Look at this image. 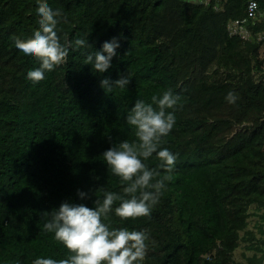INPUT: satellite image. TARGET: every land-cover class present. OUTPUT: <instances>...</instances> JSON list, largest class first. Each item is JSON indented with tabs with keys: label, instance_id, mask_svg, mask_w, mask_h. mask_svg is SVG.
<instances>
[{
	"label": "trees",
	"instance_id": "obj_1",
	"mask_svg": "<svg viewBox=\"0 0 264 264\" xmlns=\"http://www.w3.org/2000/svg\"><path fill=\"white\" fill-rule=\"evenodd\" d=\"M248 1L47 0L63 14L61 41L92 46L70 49L33 83L27 73L39 61L14 38L38 28L37 0H0V264L67 255L43 231L42 212L64 201L94 207L104 191L122 195L102 153L134 139L125 117L137 99L151 102L169 87L181 96L163 144L177 157L171 173L161 170L172 179L150 216L122 221L113 211L112 227L148 231L140 264H264V39L246 43L226 30L246 18ZM254 1L263 17L253 32L264 34V0ZM113 37L117 55L96 72L85 57ZM122 76L130 79L124 89L100 86ZM229 91L257 108L256 125L188 116L198 96L212 102ZM144 162L159 163L155 154Z\"/></svg>",
	"mask_w": 264,
	"mask_h": 264
},
{
	"label": "clouds",
	"instance_id": "obj_2",
	"mask_svg": "<svg viewBox=\"0 0 264 264\" xmlns=\"http://www.w3.org/2000/svg\"><path fill=\"white\" fill-rule=\"evenodd\" d=\"M37 4L38 28L26 39L14 38L18 50L39 61V67L27 73V79L33 83L44 80L45 72L65 63L70 49L92 46L84 38L62 42L56 29L63 14L59 9L53 10L47 0H37ZM119 47L118 38L113 37L103 43L102 50L88 53L85 64L104 73L111 67ZM129 83V77L122 76L114 82L102 79L100 86L109 93L114 86L124 89ZM226 99L235 103L237 97L229 91ZM180 101L181 96L171 87L153 94L151 102L135 101L125 117L126 123L134 129V139L112 144L102 153L107 168L124 185L123 194L104 191L102 199H95L94 207L64 201L58 208L42 212L43 231L53 234L67 255L60 259L39 257L32 264H140L144 260L150 240L148 231L112 227L109 214L114 211L122 221L148 217L159 203L165 182L172 179L171 175L162 176L161 170L171 173L177 160L163 144L176 124L175 113ZM153 154L159 163L150 168L144 161ZM78 196L83 200L86 193L78 190ZM117 202L118 206L113 208Z\"/></svg>",
	"mask_w": 264,
	"mask_h": 264
},
{
	"label": "rangeland",
	"instance_id": "obj_3",
	"mask_svg": "<svg viewBox=\"0 0 264 264\" xmlns=\"http://www.w3.org/2000/svg\"><path fill=\"white\" fill-rule=\"evenodd\" d=\"M261 57L264 58V46L261 50ZM235 103H229L225 98H213L209 101V96H198L195 103L188 111V116L195 119H229L236 123L237 127L244 125H256L257 123V108H251L245 104V99L236 94ZM245 106V107H243ZM236 257L239 259V252H236Z\"/></svg>",
	"mask_w": 264,
	"mask_h": 264
},
{
	"label": "built area",
	"instance_id": "obj_4",
	"mask_svg": "<svg viewBox=\"0 0 264 264\" xmlns=\"http://www.w3.org/2000/svg\"><path fill=\"white\" fill-rule=\"evenodd\" d=\"M203 5H208L209 0H190ZM263 17L256 1L249 0L246 6V18L242 20H233L228 22L226 26L227 33L230 37H237L243 42H260L264 39L263 33H254L253 28L256 21ZM261 56V54H260Z\"/></svg>",
	"mask_w": 264,
	"mask_h": 264
}]
</instances>
